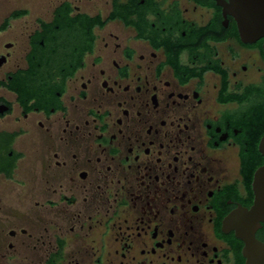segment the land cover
<instances>
[{
	"label": "flooded vegetation",
	"instance_id": "obj_1",
	"mask_svg": "<svg viewBox=\"0 0 264 264\" xmlns=\"http://www.w3.org/2000/svg\"><path fill=\"white\" fill-rule=\"evenodd\" d=\"M228 2L0 0V264H245L264 51Z\"/></svg>",
	"mask_w": 264,
	"mask_h": 264
},
{
	"label": "water",
	"instance_id": "obj_2",
	"mask_svg": "<svg viewBox=\"0 0 264 264\" xmlns=\"http://www.w3.org/2000/svg\"><path fill=\"white\" fill-rule=\"evenodd\" d=\"M226 8L235 19L240 39L244 43L263 39L264 51V0H229ZM2 61L3 58L0 64ZM258 150L263 163L253 175V205L249 209L239 208L225 221V226L244 243L242 254L245 264H264V243L255 238L257 229L264 223V135L259 141Z\"/></svg>",
	"mask_w": 264,
	"mask_h": 264
},
{
	"label": "trees",
	"instance_id": "obj_3",
	"mask_svg": "<svg viewBox=\"0 0 264 264\" xmlns=\"http://www.w3.org/2000/svg\"><path fill=\"white\" fill-rule=\"evenodd\" d=\"M8 23V20L5 22L2 28H4ZM44 35L37 33L34 37V42L32 44V49L30 53L27 55L28 59H32L34 57H43L45 56V48L39 42L44 40ZM86 49H84L85 51ZM83 51V52H84ZM31 63V62H30ZM32 67V64H30ZM10 89H14L12 86H9Z\"/></svg>",
	"mask_w": 264,
	"mask_h": 264
},
{
	"label": "rangeland",
	"instance_id": "obj_4",
	"mask_svg": "<svg viewBox=\"0 0 264 264\" xmlns=\"http://www.w3.org/2000/svg\"><path fill=\"white\" fill-rule=\"evenodd\" d=\"M2 16H3V14L1 13V8H0V20L2 19ZM25 19H29V18H25ZM25 19H23V20H25ZM16 24H18V22L11 23L10 29H14ZM10 38H13V36H10L8 33H5V34L1 33L0 34V39H2V40H7V39H10ZM1 50L2 49L0 48V51ZM3 51H5V50H2V52ZM16 51H17V49H13V50H10L9 52H11V54L14 55L16 53ZM6 66H4V67H6Z\"/></svg>",
	"mask_w": 264,
	"mask_h": 264
}]
</instances>
